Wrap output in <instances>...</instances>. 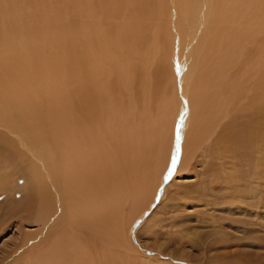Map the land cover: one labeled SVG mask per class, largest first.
Here are the masks:
<instances>
[{"label":"bare ground","instance_id":"bare-ground-1","mask_svg":"<svg viewBox=\"0 0 264 264\" xmlns=\"http://www.w3.org/2000/svg\"><path fill=\"white\" fill-rule=\"evenodd\" d=\"M32 1L0 0V237L22 236L0 264H198L165 246L166 222L179 241L220 228L213 259L264 202V0H174L172 27L59 48L33 32Z\"/></svg>","mask_w":264,"mask_h":264},{"label":"rangeland","instance_id":"rangeland-1","mask_svg":"<svg viewBox=\"0 0 264 264\" xmlns=\"http://www.w3.org/2000/svg\"><path fill=\"white\" fill-rule=\"evenodd\" d=\"M45 1H46L45 4H42L43 6L41 5V8L39 7L37 9L36 7L37 2L35 3L34 1H32L33 4L24 7L25 9L23 8V10L27 13L32 12L39 16L37 17V22L35 23L33 32L39 33V31H42L40 34L43 35V37L50 38V39H46L44 44H47L52 47L56 46L57 48H59L58 46L61 47L64 46L65 43L66 45L67 43L68 44L73 43L76 45L77 44L101 45L106 40L109 39L111 40V38L114 40L120 38L122 39L121 41H127L132 37L137 36L136 33L141 31V29L142 31L144 30L152 31L160 28L164 29L166 27L167 28L172 27V24L169 21L170 20L169 13L170 11L175 9V5H176L174 0H152L154 11L151 12L153 13L148 14L149 11H142V13L138 15L139 13L135 14L133 12L130 13L128 11L131 5L128 6V8L126 6V3L128 2L133 3V1H137V0H105V1L104 0H45ZM143 1L144 0H140V2ZM162 4H164L165 8H162L161 11L159 7H161ZM126 8L128 10H125ZM156 12L158 15L156 14ZM128 24L129 26L127 27ZM135 30L136 32H134ZM87 34L88 36L91 37L87 38L88 37ZM101 34L104 35L102 36ZM65 37L67 38L70 37L68 38L70 42L66 40ZM191 175L192 174H188V175L184 174L182 178H177V181L179 183L195 182L197 180L196 179L197 177ZM20 176L23 177V174L22 173L17 174V177ZM23 179L25 180L24 177ZM20 185L23 184L20 183ZM175 190L176 189H173L172 192H174ZM8 193H10V191L6 192L5 197H3L4 199L2 198L0 204L2 203L4 204L5 202L8 201L9 197L11 196V194L7 195ZM17 198L15 197V199L18 201L19 199ZM155 206L156 205H154V207ZM203 209L204 207L202 206H197V205L195 206L189 204L185 211L187 214H191L192 218H194L195 214H197V212H200ZM128 210H129V206L126 205L125 212H129ZM233 212L234 211H230L226 209L225 211H216L215 215L217 216V218H221L225 216H232L234 214ZM238 216H241L240 218L242 219V223L237 222L231 224L230 226L227 225L225 227L224 233L228 237L227 245L222 248L221 246H219V244H216L217 246H215V249L209 250L208 254L214 256L216 255L213 259L205 257L206 254L204 251L207 245L213 243V239H215V235L220 230V228H214V227H212L211 229L209 227L203 228L202 236H200V239L198 238V236L192 233V231H186L183 235L184 237H182L181 241H179L178 236H176L177 235L176 232L180 231L181 224L177 225V224H173L172 222H166V226L163 227L162 229V232L164 233L163 236L166 237L164 238L166 240L165 246L168 248H173L176 245L177 247L183 241L184 244L185 243L186 244L182 248L189 251V254H191L192 256L190 258L191 259L194 258L195 260L197 259V261H199L198 264L200 262L205 264H210V263L217 264L219 262L218 264H220L223 261H230L236 264H264V202L261 204L260 207L256 209L251 207L243 215H238ZM247 220L248 222L250 221L249 224L247 223ZM244 222L246 225L242 226ZM185 224L189 226L195 225L196 227L197 224H199V221L196 222L195 219H188ZM247 225L250 226L246 228ZM241 226L242 228L244 227V229L245 228L246 229L242 230ZM39 227H41V225L35 223L33 224L28 223L24 225L23 232L32 233L37 231ZM138 229H140L141 231L140 233L142 234L144 228L141 229L139 226ZM194 235L196 236V238ZM86 236L88 237L89 234H87ZM21 237H22L21 234L16 230V228H10L7 231H5V233L0 237V259L1 257L7 255L6 252L8 250L15 249L14 244L16 242H19ZM185 237L187 240H189V242L184 239ZM173 238L176 239L175 241H179V243L175 244L174 241L172 242L171 240ZM140 239L142 240V237H140ZM144 240L148 242H152L150 238L145 237ZM190 244L192 245L190 246ZM190 251L192 252L190 253Z\"/></svg>","mask_w":264,"mask_h":264},{"label":"snow or ice","instance_id":"snow-or-ice-1","mask_svg":"<svg viewBox=\"0 0 264 264\" xmlns=\"http://www.w3.org/2000/svg\"><path fill=\"white\" fill-rule=\"evenodd\" d=\"M173 164H175V161L173 160ZM169 175H171V173H169Z\"/></svg>","mask_w":264,"mask_h":264}]
</instances>
